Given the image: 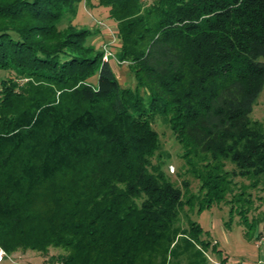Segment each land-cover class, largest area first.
I'll return each instance as SVG.
<instances>
[{"label": "trees", "instance_id": "1", "mask_svg": "<svg viewBox=\"0 0 264 264\" xmlns=\"http://www.w3.org/2000/svg\"><path fill=\"white\" fill-rule=\"evenodd\" d=\"M86 1L0 0V247L60 249L61 264H205L211 243L180 224L185 207L225 201L234 178L264 183V125L251 117L264 0H97L134 88L73 24ZM158 115L201 197L165 173ZM232 201L248 224L251 200Z\"/></svg>", "mask_w": 264, "mask_h": 264}, {"label": "rangeland", "instance_id": "2", "mask_svg": "<svg viewBox=\"0 0 264 264\" xmlns=\"http://www.w3.org/2000/svg\"><path fill=\"white\" fill-rule=\"evenodd\" d=\"M151 1L145 0L147 3ZM73 24L93 32L89 40L93 46L103 48L108 45L116 52L119 50L121 43L117 37L116 23L109 18L106 8L97 7V0L81 3ZM64 27L66 24L62 25V28ZM110 65L123 87L136 86L134 75L127 63L120 64L116 59H112ZM7 76V73L0 70V82ZM93 79L96 80V78ZM251 117L264 125V90L254 106ZM154 128L160 136L164 150L165 173L176 186L183 190H185L184 182L189 183L186 199L191 195L201 197L200 182L190 171L183 158L180 143L162 116L158 115L155 118ZM233 168L230 163H227V170L232 171ZM234 179L236 187L225 201L199 212V201L195 200L193 207L190 205L185 207L180 224L187 228L188 217L203 228L202 239L209 241L211 245L205 251L207 259L202 263L222 264L223 260H226L225 264H264V183L260 182L253 187V181L248 178ZM243 192L245 197L251 200L250 204L245 205V208H248V224L243 223L245 218L239 213L241 209H237L241 208V205L232 201L234 195ZM232 209H234L233 212ZM63 253L64 251L55 248H51L48 255L32 250H20L6 253L7 256L2 264H59L57 261L51 263L50 259L52 256Z\"/></svg>", "mask_w": 264, "mask_h": 264}, {"label": "built area", "instance_id": "3", "mask_svg": "<svg viewBox=\"0 0 264 264\" xmlns=\"http://www.w3.org/2000/svg\"><path fill=\"white\" fill-rule=\"evenodd\" d=\"M104 56L103 60L105 62H111L112 59H116V51H114L112 48H110L108 45H105L103 48ZM118 61V60H117ZM6 253L0 248V264H2L6 258ZM60 264V263H59Z\"/></svg>", "mask_w": 264, "mask_h": 264}]
</instances>
